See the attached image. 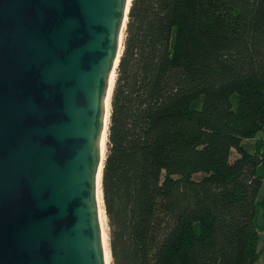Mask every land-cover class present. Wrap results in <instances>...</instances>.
Here are the masks:
<instances>
[{
  "label": "trees",
  "instance_id": "obj_1",
  "mask_svg": "<svg viewBox=\"0 0 264 264\" xmlns=\"http://www.w3.org/2000/svg\"><path fill=\"white\" fill-rule=\"evenodd\" d=\"M100 185L110 264L256 263L264 0H130Z\"/></svg>",
  "mask_w": 264,
  "mask_h": 264
},
{
  "label": "water",
  "instance_id": "obj_2",
  "mask_svg": "<svg viewBox=\"0 0 264 264\" xmlns=\"http://www.w3.org/2000/svg\"><path fill=\"white\" fill-rule=\"evenodd\" d=\"M129 3L0 0V264H105L97 202Z\"/></svg>",
  "mask_w": 264,
  "mask_h": 264
},
{
  "label": "bare ground",
  "instance_id": "obj_3",
  "mask_svg": "<svg viewBox=\"0 0 264 264\" xmlns=\"http://www.w3.org/2000/svg\"><path fill=\"white\" fill-rule=\"evenodd\" d=\"M103 143H105L104 136L102 137V144ZM97 207H98L97 208V219H98V224H99V228H100V232H101V243L103 246V250L105 251V264H110L108 253H107V244L108 243H106V241H107V239H106V220H105V217L103 214L100 198H98Z\"/></svg>",
  "mask_w": 264,
  "mask_h": 264
},
{
  "label": "rangeland",
  "instance_id": "obj_4",
  "mask_svg": "<svg viewBox=\"0 0 264 264\" xmlns=\"http://www.w3.org/2000/svg\"><path fill=\"white\" fill-rule=\"evenodd\" d=\"M244 143L249 144L252 141H245ZM236 157L234 151H231L230 160ZM259 244H258V259L255 264H264V231L259 234Z\"/></svg>",
  "mask_w": 264,
  "mask_h": 264
}]
</instances>
